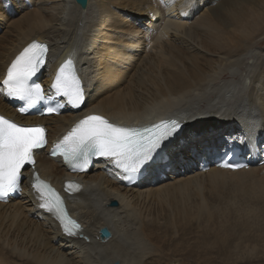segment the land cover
I'll use <instances>...</instances> for the list:
<instances>
[{"label": "bare ground", "instance_id": "6f19581e", "mask_svg": "<svg viewBox=\"0 0 264 264\" xmlns=\"http://www.w3.org/2000/svg\"><path fill=\"white\" fill-rule=\"evenodd\" d=\"M33 41L51 48L45 84L67 57L87 80L82 112L33 122L51 142L89 115L127 125L173 117L199 147L132 188L107 161L70 176L38 153L45 181L82 186L67 197L81 234L66 235L38 207L27 171L24 194L0 203V264H264V165L198 169L226 139L264 141V0H89L85 10L75 0H0V114L10 118L1 82ZM239 224L246 236L232 238Z\"/></svg>", "mask_w": 264, "mask_h": 264}, {"label": "snow or ice", "instance_id": "6c2138e0", "mask_svg": "<svg viewBox=\"0 0 264 264\" xmlns=\"http://www.w3.org/2000/svg\"><path fill=\"white\" fill-rule=\"evenodd\" d=\"M48 46L32 42L11 63L4 80L5 94L23 101L19 109L26 113L39 100H43V91L39 84L29 83L32 77L43 67L48 55ZM55 95L74 108L80 107L85 99L84 85L75 73L71 60L66 61L58 70L53 84ZM63 104L56 103L47 107L48 114H59ZM176 121H164L146 128L121 127L111 123L100 115H89L80 120L63 140L55 146L52 155L60 154L64 160L81 170L91 157L104 158L115 164L124 173L139 175L163 170L188 158L197 142L185 143L186 129ZM230 139V138H229ZM264 144V141L259 142ZM47 144V130L40 125L24 126L0 116V200L11 192L20 190L22 169L25 165H34V150ZM244 149L251 150L257 144L244 137L236 141ZM235 154V145L228 139L222 146ZM227 156L228 153L226 152ZM222 167L236 168L243 165L223 163ZM32 188L40 201L39 208L53 214L61 223L66 235H80V225L72 220L67 212L63 198L50 184L36 174ZM79 186L69 182L66 190Z\"/></svg>", "mask_w": 264, "mask_h": 264}, {"label": "water", "instance_id": "95a60500", "mask_svg": "<svg viewBox=\"0 0 264 264\" xmlns=\"http://www.w3.org/2000/svg\"><path fill=\"white\" fill-rule=\"evenodd\" d=\"M75 2L79 7H81L83 10H85L88 7L89 0H75ZM117 205H118L117 203H113L112 207H117ZM100 233L102 236L101 238L103 240H108L109 238H111V233L109 232L108 229H103V230H101Z\"/></svg>", "mask_w": 264, "mask_h": 264}, {"label": "rangeland", "instance_id": "374dc122", "mask_svg": "<svg viewBox=\"0 0 264 264\" xmlns=\"http://www.w3.org/2000/svg\"><path fill=\"white\" fill-rule=\"evenodd\" d=\"M192 118H190L189 120H191ZM203 120V119H200ZM199 120V121H200ZM186 122H189L187 119H185ZM244 224H239V226L236 225H232L230 226V234L232 238H236V239H242V237L246 236L243 235L245 233L244 228L242 227ZM243 235V236H242ZM204 238V237H203Z\"/></svg>", "mask_w": 264, "mask_h": 264}]
</instances>
